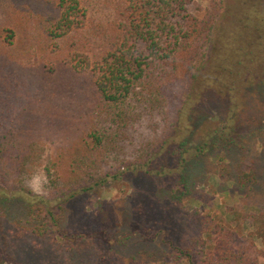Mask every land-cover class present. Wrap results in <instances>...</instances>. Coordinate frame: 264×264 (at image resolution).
Here are the masks:
<instances>
[{
    "label": "trees",
    "instance_id": "16d2710c",
    "mask_svg": "<svg viewBox=\"0 0 264 264\" xmlns=\"http://www.w3.org/2000/svg\"><path fill=\"white\" fill-rule=\"evenodd\" d=\"M55 1L48 37L85 27L80 0ZM229 1L197 15L195 0H121L98 50L57 66L0 28V259L20 264L14 247L31 237L42 264H264L263 211L237 241L184 202L212 166L264 199V0ZM45 135L55 184L43 195L23 176ZM118 182L125 194L99 196Z\"/></svg>",
    "mask_w": 264,
    "mask_h": 264
},
{
    "label": "rangeland",
    "instance_id": "374dc122",
    "mask_svg": "<svg viewBox=\"0 0 264 264\" xmlns=\"http://www.w3.org/2000/svg\"><path fill=\"white\" fill-rule=\"evenodd\" d=\"M210 1L195 0L194 8L198 10L197 15H200V10L206 8ZM223 1L231 2L229 0ZM120 4L121 0H80V6L87 14L85 27L76 32H70L63 37H58L56 35L58 31L55 29V33L52 35L54 37L49 35L50 38L46 33V24L49 27L52 26L53 20L51 17L57 11L55 0H0V28L6 27L13 31L14 46L17 52L23 49V45L27 44L29 46L32 43L31 46L36 48L40 54L46 55L45 63L50 62L57 66L65 58H68V52L73 48L88 54L98 50V44L101 40L113 33L116 27L121 9ZM59 40H62L61 44L58 43ZM52 42L54 44L49 48L48 46ZM57 44L58 46H56ZM262 116L263 112L258 113L257 119H261ZM42 123L45 132L52 129L48 126L46 120ZM244 129L242 128L240 132ZM59 144H61V141ZM263 145L264 143L256 145L257 160L262 164H264ZM52 148L53 143L51 144L47 135H45V138L38 140L34 147V157L29 158L23 176V183L32 190V181L34 178H38L39 185L43 189L38 194H48L55 184V182L51 183L49 181L51 178L53 179L54 174L49 164ZM262 181L264 182V178ZM0 186L6 190L3 184L0 183ZM189 190L191 193L184 197V202L187 203L189 208L199 209L200 212L208 215L214 222L219 219L222 220L226 227H230L234 231L237 241H241L246 237L251 238L249 234L253 231V226L250 223L249 216L259 210L264 212L262 194H257L254 189L245 190L224 176H220L214 166L205 178L194 181ZM125 191H128L127 186L118 182L104 189L99 196L105 199H116L125 194ZM207 239L209 242L213 240L211 238ZM255 243L258 248H263L259 239L256 238ZM26 250L27 253H24ZM14 251L15 258L19 260L20 264H27L26 261L30 257V252L34 255V258H37L36 264H42L45 260V242L38 239L34 240L27 237L25 241L17 243ZM11 262L12 259L10 258L0 259V264H13ZM172 264H189V262L179 260L174 261Z\"/></svg>",
    "mask_w": 264,
    "mask_h": 264
},
{
    "label": "clouds",
    "instance_id": "9594fccd",
    "mask_svg": "<svg viewBox=\"0 0 264 264\" xmlns=\"http://www.w3.org/2000/svg\"><path fill=\"white\" fill-rule=\"evenodd\" d=\"M32 186H33V190L36 191L37 193H41L43 191V189L39 185L38 178H34V180L32 181Z\"/></svg>",
    "mask_w": 264,
    "mask_h": 264
}]
</instances>
